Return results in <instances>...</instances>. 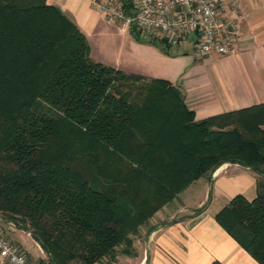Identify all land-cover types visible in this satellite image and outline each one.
<instances>
[{"label":"trees","instance_id":"obj_1","mask_svg":"<svg viewBox=\"0 0 264 264\" xmlns=\"http://www.w3.org/2000/svg\"><path fill=\"white\" fill-rule=\"evenodd\" d=\"M129 32L169 53L167 38ZM225 163L264 178V103L197 119L172 81L96 61L59 7L0 0V214L40 244L39 264L132 254L143 225ZM216 219L264 264V192Z\"/></svg>","mask_w":264,"mask_h":264},{"label":"crops","instance_id":"obj_2","mask_svg":"<svg viewBox=\"0 0 264 264\" xmlns=\"http://www.w3.org/2000/svg\"><path fill=\"white\" fill-rule=\"evenodd\" d=\"M46 2L59 7L78 25L96 61L172 81L184 93L197 119L264 103V0H236L235 8L229 5L238 27L234 48L226 56L203 57L186 42L171 44L165 53L151 43L136 41L129 31L110 22L91 0ZM260 192H264V178L256 171L237 163L221 165L159 210L150 220L152 224L156 221L153 230L140 228V234L134 236L136 251L126 264H260L216 219L234 196L243 194L251 200ZM171 206L180 218L172 219ZM12 235L19 245L24 244L20 236L26 237L29 251L33 248L42 260L48 258L30 233L31 239L19 230Z\"/></svg>","mask_w":264,"mask_h":264},{"label":"built area","instance_id":"obj_3","mask_svg":"<svg viewBox=\"0 0 264 264\" xmlns=\"http://www.w3.org/2000/svg\"><path fill=\"white\" fill-rule=\"evenodd\" d=\"M106 18L130 31L136 26L167 38L173 45L185 42L200 56L229 55L238 27L229 5L236 0H91ZM0 264H36L24 248L0 231Z\"/></svg>","mask_w":264,"mask_h":264},{"label":"rangeland","instance_id":"obj_4","mask_svg":"<svg viewBox=\"0 0 264 264\" xmlns=\"http://www.w3.org/2000/svg\"><path fill=\"white\" fill-rule=\"evenodd\" d=\"M139 30H142V29H140V28H138ZM142 32H143V35H142V37H145V35L146 36H158V37H161V36H159V35H156V34H154V33H152V32H148V31H144V30H142ZM131 37H132V35H131ZM133 38V37H132ZM176 47H173V50L175 49ZM170 210L171 211H174L173 212V218L172 219H178V218H180L181 217V214L178 212V211H175V208L174 207H170ZM155 220H157V219H155ZM167 220V219H166ZM165 220V221H166ZM152 222H154L153 224L151 223V221H149L146 225H143V227H145V230L146 231H148L151 227H155V222L156 221H154V219H153V221ZM142 227V228H143ZM17 230H19V232L20 233H22V234H24L25 236H28V238H30L29 237V235H27L28 233H30V232H28V231H26V230H24V229H21V228H19L14 222H12V221H9L8 219H7V217L6 216H4V215H2V214H0V231L3 233V234H5L7 237H9L10 239H12V240H14L13 239V235H12V233H16L17 232ZM140 231H141V229L139 230V232L137 233V234H135V235H138V234H140ZM145 231V232H146ZM135 235H133V247H132V254H126V253H123V249H124V245H122V246H120V247H118V249H117V252H118V257H120V259L122 260H120V259H117V263L115 262V263H113V264H126V261H131L129 258H131L132 256H134V253H135V251H136V248L134 247V236ZM21 237V240L23 241V243L24 244H22L21 243V246L24 248V250L27 252V254H28V256H29V258L33 261V262H35L36 264H39L40 263V260H42L41 259V257H38V255H37V251H35V249H33V248H31L32 249V251H29V249L27 248V245H26V243H27V240H26V237H22V236H20ZM31 239V238H30ZM29 240V239H28ZM33 242V241H32ZM34 246L36 247V250H38L39 252L41 251V249L39 248V246L37 245V244H35L34 243ZM99 264H102V263H99Z\"/></svg>","mask_w":264,"mask_h":264}]
</instances>
